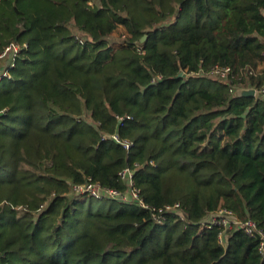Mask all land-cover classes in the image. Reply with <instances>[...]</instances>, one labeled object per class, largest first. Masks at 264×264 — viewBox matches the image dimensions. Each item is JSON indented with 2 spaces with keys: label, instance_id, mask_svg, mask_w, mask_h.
Here are the masks:
<instances>
[{
  "label": "trees",
  "instance_id": "1",
  "mask_svg": "<svg viewBox=\"0 0 264 264\" xmlns=\"http://www.w3.org/2000/svg\"><path fill=\"white\" fill-rule=\"evenodd\" d=\"M13 43L0 264H264L257 239L207 228L223 207L264 231V99L238 93L263 83L264 0H0V55ZM136 163L144 202L185 221L73 191L126 193Z\"/></svg>",
  "mask_w": 264,
  "mask_h": 264
},
{
  "label": "built area",
  "instance_id": "2",
  "mask_svg": "<svg viewBox=\"0 0 264 264\" xmlns=\"http://www.w3.org/2000/svg\"><path fill=\"white\" fill-rule=\"evenodd\" d=\"M125 38L124 36L122 39ZM121 42H119V45ZM8 51L11 50L9 47ZM13 51L16 54L18 52V47L13 46ZM260 70H264V67L258 69L257 72ZM254 74V71H251ZM209 74L220 77L224 80H227L229 75L231 74V70L229 67H214L210 70ZM252 89V88H250ZM256 90V96L258 95L262 99H264V79L262 85ZM130 119V117H128ZM122 121H125V118H121ZM108 137H104L107 139ZM113 139L117 144L121 145L127 153H130L134 148V143L132 141L123 139L120 137L119 134H114L110 137ZM151 164H154L151 162ZM143 165L141 164H134V168L127 167L120 173V178L124 180L128 185V191L126 193H122L115 189H103L97 183H94L92 180H89L85 184L74 185L73 191L80 196H91L98 200H105V199H118L122 200L123 202H128L130 204H136L139 207L144 209H150L153 211L154 216L156 219L161 221V218L166 214H174L179 217L181 220L185 221V213L182 209V206L179 203L174 205H168L164 208L159 210L155 208H151L147 205L142 196L140 190L136 187L134 183V175L135 171L140 169ZM218 227L221 230L219 235V242L220 244H224L226 241L225 233L232 230H241L246 235L251 238L257 239L259 242V251L264 256V231L261 230L255 221L251 219L242 220L238 216H236L232 211L227 208H219L216 213L210 217V221L207 224V228Z\"/></svg>",
  "mask_w": 264,
  "mask_h": 264
},
{
  "label": "rangeland",
  "instance_id": "3",
  "mask_svg": "<svg viewBox=\"0 0 264 264\" xmlns=\"http://www.w3.org/2000/svg\"><path fill=\"white\" fill-rule=\"evenodd\" d=\"M123 34H124V29L123 28H120V31H119V33H118V35L120 36L119 38H121L120 40H118V41H121L122 40V36H123ZM13 46H16V47H18V52L17 53H19L20 51H21V49H22V46L20 45V44H18V43H13V44H11L9 47L11 48V50H7L9 47H7L6 48V50L2 53V55H0L1 57H3L2 59H0V79L3 77V75L6 73V75L8 74V69L10 68L9 67V65L11 64V62H12V60H13V58L15 57V53H14V51H13ZM16 53V54H17ZM160 59V61H161V63H160V65H162L163 64V60L161 59V58H159ZM9 62H10V64H9ZM5 71V73H3ZM2 76V77H1ZM5 76V75H4ZM6 111L8 110V109H5ZM87 199V197L86 196H84L81 200L82 201H84V200H86Z\"/></svg>",
  "mask_w": 264,
  "mask_h": 264
},
{
  "label": "water",
  "instance_id": "4",
  "mask_svg": "<svg viewBox=\"0 0 264 264\" xmlns=\"http://www.w3.org/2000/svg\"><path fill=\"white\" fill-rule=\"evenodd\" d=\"M147 38V36H144L142 41H144ZM183 72L180 73L179 76H182ZM239 95L241 97H255L256 96V90L255 89H241L238 91Z\"/></svg>",
  "mask_w": 264,
  "mask_h": 264
}]
</instances>
